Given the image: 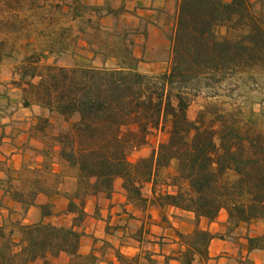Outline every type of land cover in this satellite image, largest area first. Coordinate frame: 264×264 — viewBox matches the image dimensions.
<instances>
[{"label": "trees", "instance_id": "16d2710c", "mask_svg": "<svg viewBox=\"0 0 264 264\" xmlns=\"http://www.w3.org/2000/svg\"><path fill=\"white\" fill-rule=\"evenodd\" d=\"M133 1L0 0V65L23 54L12 85L26 108H40L32 131L43 145L35 149L42 162L25 163L1 183L27 211L41 196H59L65 178L76 180L62 214L49 201L39 205L37 223L0 226V264H54L62 256L68 258L63 264H95V255L81 253L86 202L111 198L118 182L138 209H159L162 223L193 217L195 231L180 235L187 247L176 257L181 264L208 258L214 239H234L244 228L249 254L264 251V108L247 113L242 106L209 104L190 117L202 94L216 98L228 89L237 97L247 88L246 76L258 83L264 11L254 0H176L171 29L162 28L170 70L152 76L141 68L160 61L163 45L151 42L157 22L129 8ZM79 47L102 66L42 65ZM55 120L66 127L57 130ZM155 133L165 139L132 162ZM222 214L228 234L201 229L202 221L214 223ZM61 216L68 225L50 222ZM254 225L262 227L255 235Z\"/></svg>", "mask_w": 264, "mask_h": 264}, {"label": "crops", "instance_id": "0c3cea01", "mask_svg": "<svg viewBox=\"0 0 264 264\" xmlns=\"http://www.w3.org/2000/svg\"><path fill=\"white\" fill-rule=\"evenodd\" d=\"M14 91L21 92L17 88ZM21 96L14 99H2L0 96L4 109L0 110V226L10 216L12 209L20 206L8 197L1 182L12 171L21 169L27 148L33 146L30 132L36 124V115L41 113L36 105L26 108ZM44 198L41 196L38 199V207L30 208L36 210L39 220V204ZM85 209L88 219L83 227L86 237L81 253L85 256L95 255V264H181L176 257L187 247L180 235H191L195 231V226L187 223H181L178 227V222L172 217L169 220L175 222L162 223L157 208L138 209L128 202L120 182L111 198L104 195L89 197ZM173 211L168 209L170 215ZM55 213L58 214V211ZM200 227L212 234L226 235L229 230L227 215L222 214L214 223L202 221ZM256 253L249 254L243 239H214L208 249V258H196L194 264H243L247 259L255 264H264L262 260L250 258Z\"/></svg>", "mask_w": 264, "mask_h": 264}, {"label": "rangeland", "instance_id": "374dc122", "mask_svg": "<svg viewBox=\"0 0 264 264\" xmlns=\"http://www.w3.org/2000/svg\"><path fill=\"white\" fill-rule=\"evenodd\" d=\"M88 3L92 4H103L104 0H85ZM256 2V9L258 12L264 11V0H254ZM136 6H142V7H136ZM178 6V2L176 0H157L155 2H150V0H135L133 3L129 5V8H135L137 9V12L140 16H146L148 18H151V20L157 22L156 27L152 30V43L156 46L163 45V53L160 54V58L158 62L152 65H144L141 68V71L143 73L152 75V76H159L163 74H167L170 70L171 66V51L168 46V43H166V37L163 35L162 28L165 30L166 28L171 29L172 23H173V16L175 15L176 9ZM158 12H160L159 17H157ZM131 17H128L127 20H131ZM169 22V24H167ZM34 49H37L36 47ZM23 54H19V59L17 61H6L2 65H0V96L2 99H8V98H15V97H21L23 98L22 91L20 93H16L14 91L15 87L12 85V81L14 79H17L16 76H14V70L19 64V61L21 60ZM92 53L87 49L83 47H79L75 49L72 53H70L68 56L57 58L55 56H49L46 57L42 61V65H57V66H63V67H72L75 65H82V66H90V67H101L102 65L98 61L92 60ZM257 77V84L256 82L252 83L251 79L246 76L244 84L246 85V89L243 88V92H240L239 96H232L230 93H228V89H223L221 91V95L219 97L213 98L209 97L208 94H202L197 99H195L191 109H190V117L192 119H195L198 112L209 104L218 105L219 107L227 108L229 109L232 106H242L244 111L249 113L250 111H254L256 113H259L262 108H264V70L260 71V73L256 76ZM254 84L251 85L250 84ZM21 94V95H20ZM239 97H243L244 99H239ZM2 103H0V110L2 109ZM56 121V128L57 130L61 128H65V124H61L59 120ZM33 129V127H32ZM31 137L33 138V146H30L27 148V151L25 152L22 160V167L19 171L22 170L23 165L25 163H40L43 161L41 157L37 156V153H35L36 148H41L42 142L39 140V137H36L33 134V131L30 132ZM165 139L164 134L162 133H155L152 137H150V145L146 148H143L140 151L135 152L130 160L132 162H136L141 157H147L151 154L154 148L158 146L160 142H162ZM53 163V169L55 171L60 170V166L58 164V159L56 157V154L53 156L52 159ZM19 171H12L9 175L16 176V173ZM16 185H19L17 182ZM59 190L61 191V194L59 196L54 197L52 200H49L47 198L41 199L40 204H45L49 201L55 203V211H58V215L62 214L64 211V208L68 201V196L72 194L76 190V180L74 178H65L62 183L59 185ZM145 193L149 196L150 189L147 188L145 190ZM9 197V196H8ZM10 198V197H9ZM11 199V198H10ZM39 204V205H40ZM5 208H8L7 205H4ZM12 215V216H11ZM171 218V217H170ZM39 220L38 216H36V210L34 209H28L27 211H24L22 207L14 208L12 209V212L10 216L4 220V223L12 222V221H20L23 224L29 225L34 224L35 222ZM176 222H178V227H180L181 223H187L190 226H195V222L193 220V217H187V218H177L174 219ZM173 220V221H174ZM170 221L169 222H172ZM174 221V222H175ZM50 222L60 225H68L69 219H67L65 216L61 217H55ZM261 226L254 225L252 227V234L255 235L259 230H261ZM186 231V230H185ZM246 234V229H242L235 232L234 240L236 239H243V235ZM184 236H187L186 234H182ZM15 239H19V236L16 235ZM233 240V239H232ZM244 258V257H243ZM250 258H257L258 260H262L264 262V251L263 252H257ZM68 261V258L63 256L60 260L54 261V264H63Z\"/></svg>", "mask_w": 264, "mask_h": 264}]
</instances>
